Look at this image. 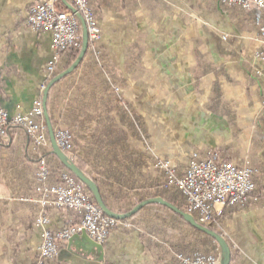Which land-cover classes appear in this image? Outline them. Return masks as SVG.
Here are the masks:
<instances>
[{"label":"crops","instance_id":"1","mask_svg":"<svg viewBox=\"0 0 264 264\" xmlns=\"http://www.w3.org/2000/svg\"><path fill=\"white\" fill-rule=\"evenodd\" d=\"M34 2L0 0V105L11 117L28 113L52 80L46 73L52 34L26 23ZM89 2L101 27L100 54L91 49L49 94L53 117L73 133L87 170L93 165L112 170L106 156L115 152L119 170L132 169L123 190L139 183L141 143L126 124L125 103L143 117L159 154L182 171L193 153L207 158L219 151L239 166L250 159L260 165L262 196L259 205L227 217L230 264H264V61L255 56L264 11L228 8L220 0ZM9 134L0 139V264H35L42 243L35 225L40 209L24 198L34 195L39 156L22 128ZM46 157L60 169L52 144ZM145 168L140 182L145 190L123 192L122 201L118 184L109 180L112 209L125 210L134 194L153 190L159 174L152 165ZM168 211L146 206L129 220L132 229L115 230L103 244L91 240L83 252L85 237L76 236L48 264H179L177 253L193 256L208 243ZM48 215L54 228L79 219L58 209Z\"/></svg>","mask_w":264,"mask_h":264},{"label":"built area","instance_id":"2","mask_svg":"<svg viewBox=\"0 0 264 264\" xmlns=\"http://www.w3.org/2000/svg\"><path fill=\"white\" fill-rule=\"evenodd\" d=\"M77 12L84 19L89 43L96 56L97 44L101 38V27L89 0H71ZM57 0H35L28 18L27 26L35 32L52 34L53 57L46 66L48 80L53 79L57 66L64 53L78 45L82 39V25L77 14L62 12L56 7ZM228 8L244 11H264V0H220ZM255 56L264 61V22L259 28ZM46 86H43V93ZM119 90V88L117 87ZM11 128H22L32 141L33 150L39 156L34 195L24 198L40 209L35 225L42 232V243L35 264H48L53 261L61 245L76 236L86 235L90 240L103 244L112 232L118 229H132L133 224L106 215L95 203L89 190L78 183L69 172L61 174L60 182L51 183V170L46 151L51 148L49 129L45 119L43 95L36 100L33 108L24 115L11 117L0 105V139L9 138ZM58 146L72 159L73 138L69 130L59 128L55 131ZM154 166L164 173L166 185L178 189L185 199L186 212L192 214L200 223L221 228L225 208L257 203L255 177L257 170L249 162L238 166L234 162L219 160L214 155L200 158L193 153L182 171L172 160L153 154ZM52 209L72 211L78 221L63 228L51 226L48 211ZM181 264H219L217 254L196 252L193 256L176 254Z\"/></svg>","mask_w":264,"mask_h":264},{"label":"trees","instance_id":"3","mask_svg":"<svg viewBox=\"0 0 264 264\" xmlns=\"http://www.w3.org/2000/svg\"><path fill=\"white\" fill-rule=\"evenodd\" d=\"M68 2H70L71 4H73V2L71 0H68ZM90 6L92 7L96 18L98 19L97 10L95 9V7L93 6V4L91 2H90ZM56 7H57V9L59 11H62V12H71V10L68 8V6L64 3L63 0H57ZM244 12H252V11H244ZM258 12H260V11H258ZM81 49H82V39H80V41H79V43H78L77 46H75L74 48H72L69 51H66L64 53V56H63V59H62L61 63L57 66V71H56L54 77L57 76L59 73L63 72L64 70H66L67 68H69L76 61V59L78 58V56H79V54L81 52ZM91 49H92V47H91V44L89 43V47H88V51H87L86 56L88 55V53L90 52ZM97 51H99L98 44H97ZM86 56L84 57V59L86 58ZM84 59H83V61H84ZM83 61L81 62V64L83 63ZM81 64L79 66H81ZM74 72H72L70 75H68L65 78H63L57 84L61 83L62 81H64L68 77H70ZM57 84H55L52 87V89H51L50 92L53 91V89L56 87ZM50 97H51V94H50ZM50 99H49V103H48V110H49V114H50V119H51L52 125H53V127H54V129L56 131L57 129L63 128V127L59 126L57 120L55 119V117H53L54 105H53V102ZM125 115L127 116V119H128V120L126 119L127 120V123L126 124L129 125L130 127H133L134 128L133 130H134V133H135V136H134L135 139L138 140V141H140V143L144 144V141H146V140L149 139V135H148V132H147V129H146V125H145V123L143 121V117L137 115V113L127 103H125ZM69 131L71 132V130H69ZM71 134H72V138H73V133L71 132ZM48 137H49V140L51 142V139H50V135L49 134H48ZM73 144H74V148H73L74 158H73V161L75 162V164L84 173H86L98 185V187H99V189L101 191L103 200H104L106 206L110 210H112V211H114L116 213H119V214H126L129 211H131L134 207H136L137 205H139L140 203H142V202H144L146 200H149V199H152V198H155V197H159L160 196V197H163L166 201L174 204L175 206H177L178 208H180L181 210H183V211L186 212L185 199L183 198L181 192L178 189H176V188L168 187L166 185V179H165L164 173L160 172L159 170H158L159 171L158 181H157V184L153 186V190H151L150 192L148 191V192L142 193L143 194L142 196H138L137 194H134L135 195V198H134L133 204L129 208L125 209V210H122V209L121 210L112 209L109 206V204H108V198H107V195H106V192L107 191H110V188L109 187L111 185H110L109 180H112L113 183L116 182L118 184V187H117L118 196L117 197H118V199H119V197H121L119 199L121 201L124 199L123 192L126 193V195H128L127 194L128 191H136V193L139 190L143 191V190H145V186L142 185V184H140V182L142 183V179H143L144 175H146V173L144 174V171H145L144 168L145 167L146 168L150 167L151 164L154 165L153 158L150 157L143 150V146H142L141 149H140V153H138V155L141 157V162H142L141 163V168H139V169H137V171H135V175L137 177L139 176L138 179H137L139 183H134L132 185V187H130V189L128 188L127 190H123L124 189L123 188V185H127V183L126 184H123L124 183L123 178L125 179V182H126L127 181L126 180V177L129 176L128 171L129 170L131 171L132 169L130 168V169L127 170V168H126L124 171H120L119 170V166L116 165V164H114L115 162L118 161L117 153L114 152L113 154H111L110 152H108V154L106 156V160H107L106 162H109V166H111L112 170L109 169V168H107V167H105V166H103V165H101V166L100 165H93L92 166V172H90V171L87 170L88 164H87V161H85V158L82 157V156H79L77 154V152H76L77 150L75 149V141H74V139H73ZM210 155H214L219 160L229 161V160H226V159H222L219 156V151H211L208 154V156H210ZM250 163H251L252 168H254L255 170H257V175L255 177V183H256V191H255V194L259 197V200H260L261 199V196H262L261 181H260V165L257 164V163L256 164H253L251 160H250ZM48 164H49V162H48ZM60 165H61V167H60L59 170H54L50 166V164H49L50 170H51V176H50V182L51 183H58V182H60V177H61V174L63 172L67 171V172L71 173V171L68 170L63 164L60 163ZM75 178L78 181V183L84 185L77 177H75ZM137 185H139V186H137ZM90 195H91L93 201L96 203V200H95V198H94V196H93V194L91 192H90ZM259 203H260V201L257 203V205H259ZM246 206L247 205L241 206V207H246ZM147 207H161L164 210H167V208H165V207H163L161 205H158V204H150ZM241 207L240 206H237V207L225 208L224 214H223V218L224 219L227 218L232 212L240 209ZM248 207H249V205H248ZM144 208H146V206ZM142 210H140L133 217H131L129 219H126V221H129V220L133 219L134 217H136ZM74 214L77 215L76 213H74ZM173 215H174V219L180 220V222H182L183 224L187 225L194 233L199 234V235H203L204 237H206L211 242L212 241L215 242V240L213 238H211L210 236H208L207 234H205V233L201 232L200 230H197L194 227H192L179 214L173 213ZM197 221L199 222L198 219H197ZM200 224H202V223H200ZM202 225L205 226V227H208V228L212 229L213 231L217 232L218 234H220L213 226L205 225V224H202ZM228 244H230V243L228 242ZM205 246H206V249L207 250H205V252H203L204 254H210L211 252H214V253L216 252L217 253V251H220V248L219 249L217 248L216 249L217 251L216 250L211 251L210 245H205ZM177 254H180V253H177ZM177 261L179 262L178 259H177ZM231 262H232V252H231ZM179 264H181V263L179 262Z\"/></svg>","mask_w":264,"mask_h":264},{"label":"water","instance_id":"4","mask_svg":"<svg viewBox=\"0 0 264 264\" xmlns=\"http://www.w3.org/2000/svg\"><path fill=\"white\" fill-rule=\"evenodd\" d=\"M64 3L68 6V8L71 10V12L77 14V16L80 19L81 25H82V49L81 52L76 59V61L66 70L63 72L59 73L57 76H55L46 86L43 94V103H44V110H45V119L48 125L49 129V134H50V139H51V144L52 148L54 150V154L57 155V157L60 159L62 164L71 171V173L77 177L88 189L89 191L93 194L97 205L101 208V210L108 216L115 218L117 220H126L131 217H133L135 214H137L140 210H142L145 206H148L150 204H158L161 205L168 210L172 211L173 213L179 214L183 219L189 223L192 227H194L197 230H200L201 232L207 234L211 238H213L220 246L221 249V262L220 264H230L231 263V248L226 241L224 237H222L220 234L217 232L213 231L212 229L203 226L200 224L195 216L192 214L185 212L175 206L174 204L166 201L163 197H155L149 200H146L136 207H134L131 211H129L126 214H119L116 213L112 210H110L102 197L101 191L98 187V185L94 182L93 179H91L86 173H84L73 161L71 157H69L57 144L56 138H55V130L52 125L51 119H50V114L48 111V99H49V94L52 89V87L57 84L59 81H61L63 78L66 76L70 75L72 72H74L81 62L83 61L84 57L87 54L88 47H89V36H88V31H87V26L82 18V16L77 12L76 8L68 2V0H63ZM86 242L83 243L82 245H79V250L81 252L85 251L86 249L88 250V244H91V240L84 235Z\"/></svg>","mask_w":264,"mask_h":264},{"label":"rangeland","instance_id":"5","mask_svg":"<svg viewBox=\"0 0 264 264\" xmlns=\"http://www.w3.org/2000/svg\"><path fill=\"white\" fill-rule=\"evenodd\" d=\"M100 24V23H99ZM71 133V132H70ZM143 146V150L150 156V157H152L153 158V154H156V155H158V156H162V157H165V156H163V155H161V154H159V152L155 149V147H154V145H152V143H151V139L149 138L148 140H146V141H144V144H142L141 143V147ZM168 159V158H167ZM189 160V159H188ZM245 162H249V164L251 165V163H250V160L249 159H245L244 160V162L243 163H245ZM152 165V167H154L153 168V170H155L158 174H159V171H158V169H156L155 168V166H153V164H151ZM239 166V165H238ZM243 166V165H242ZM241 167V166H240ZM260 201V200H259ZM258 201V202H259ZM257 202V203H258ZM257 203H251V204H248L249 206H252V205H257ZM248 205L246 206V207H241L240 209H245V208H247L248 207ZM166 211H168V209L166 210ZM168 212H170V213H172L173 214V212H171L170 210L168 211ZM150 214H152V212H150ZM226 220H227V218H222V226H221V228H215L219 233H220V235L222 236V237H224L225 239H226V241L227 242H229L230 243V238H231V234H230V227L228 226V224H227V222H226ZM162 235V234H161ZM203 236V235H202ZM204 237V236H203ZM205 238V244L206 243H208L209 245H210V249H211V251H213V250H216L217 248L219 249L220 248V246H219V244L215 241V242H211L210 240H208L206 237H204ZM161 240V239H160ZM162 242V241H161ZM208 244H206V245H208ZM192 245V243H190V246ZM229 246H231L230 244H229ZM231 248V247H230ZM200 250V252H201V250H204V252H205V250H207L206 249V246H205V248H201V249H199ZM176 253V252H175ZM212 253V252H211ZM213 254H217L218 255V257L220 258V262H221V249H220V251H217V253L215 252H213ZM220 264V263H219Z\"/></svg>","mask_w":264,"mask_h":264}]
</instances>
